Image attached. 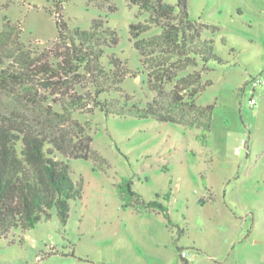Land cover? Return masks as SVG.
Instances as JSON below:
<instances>
[{"label":"rangeland","instance_id":"rangeland-1","mask_svg":"<svg viewBox=\"0 0 264 264\" xmlns=\"http://www.w3.org/2000/svg\"><path fill=\"white\" fill-rule=\"evenodd\" d=\"M61 4L70 29H88L101 17L118 36L109 53L126 60L130 74L121 92L103 98L121 104L126 94L140 107L149 103L154 95L129 36V25L149 15L126 0ZM51 6L52 0H0V30L8 18L19 23L26 48L50 49L57 41ZM188 15L209 27L202 38L213 40L222 59L208 63L202 82L211 85L196 100L213 106L210 131L76 115L91 128L100 157L68 160L81 198L69 203L65 225L52 210L33 229L0 237V264H183L179 249L188 264H264V0H189ZM159 33L152 27L141 38ZM255 80L261 84L252 91ZM123 180L144 202L165 204L168 218L124 207L116 191Z\"/></svg>","mask_w":264,"mask_h":264},{"label":"trees","instance_id":"trees-1","mask_svg":"<svg viewBox=\"0 0 264 264\" xmlns=\"http://www.w3.org/2000/svg\"><path fill=\"white\" fill-rule=\"evenodd\" d=\"M147 13L144 23L129 25V36L138 52L153 99L144 107L112 101L104 96L121 92L130 74L127 61L109 53L118 44L116 32L101 17L88 29H70L62 0H52L57 41L43 51L26 48L22 28L5 18L0 30V237L12 230L33 229L48 221L54 210L65 225L69 203L81 198V187L71 178L68 160L100 159L92 149L91 128L76 115L153 119L186 129H211L213 106H198L197 97L211 83L202 82L208 63L222 64L213 52V40L203 39L209 28L192 21L189 0H126ZM113 10V8H112ZM152 27L160 33L141 35ZM213 33L216 27H211ZM191 70V71H190ZM169 88V89H168ZM117 195L124 207L159 211L168 218L160 201L144 202L123 180ZM169 192L163 201H169ZM183 264H188L179 249Z\"/></svg>","mask_w":264,"mask_h":264},{"label":"built area","instance_id":"built-area-1","mask_svg":"<svg viewBox=\"0 0 264 264\" xmlns=\"http://www.w3.org/2000/svg\"><path fill=\"white\" fill-rule=\"evenodd\" d=\"M259 84H261V81L260 80H255L252 84V91H254L255 87L258 86ZM248 104L253 107L255 106V100L251 97L249 100H248Z\"/></svg>","mask_w":264,"mask_h":264}]
</instances>
